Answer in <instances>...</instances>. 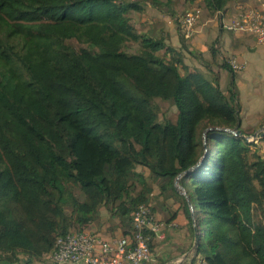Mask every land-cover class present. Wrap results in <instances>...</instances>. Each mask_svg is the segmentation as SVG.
<instances>
[{"label": "trees", "instance_id": "trees-1", "mask_svg": "<svg viewBox=\"0 0 264 264\" xmlns=\"http://www.w3.org/2000/svg\"><path fill=\"white\" fill-rule=\"evenodd\" d=\"M142 1L0 0V255L49 251L100 206L125 233L145 176L173 189L182 171L204 264H264V160L230 130L241 129L234 68L222 60L224 92L162 36L136 31L125 11ZM155 96L174 119L157 118Z\"/></svg>", "mask_w": 264, "mask_h": 264}, {"label": "crops", "instance_id": "crops-1", "mask_svg": "<svg viewBox=\"0 0 264 264\" xmlns=\"http://www.w3.org/2000/svg\"><path fill=\"white\" fill-rule=\"evenodd\" d=\"M254 2L255 0H227L219 13L228 17L239 6L249 5ZM185 9L186 7H184ZM170 11H173V7L170 8ZM170 11L165 9L159 10L157 5L152 2L149 8L144 9L148 23L154 25V27H156L155 23L158 24L157 27L163 33L162 38L164 42L180 50L184 63L193 65L200 71H203L202 67L194 64V60L201 59L210 72H217V83L220 88L226 87L229 80V72L221 65V58L227 61L232 59L236 64L241 66V61L245 59L247 53L248 57L252 54V50L244 51V49H252L256 44L264 45V42L254 41L252 35L247 32L232 31L220 27L216 18V11L214 9L209 10L205 4L203 9H200V15L194 23L191 34L181 37L179 25L177 26L176 24L175 26L173 24ZM262 48L264 49V46ZM263 56L257 55L255 57ZM250 59L252 60L253 57ZM236 69L237 67L233 70L234 82H236L235 78H237ZM219 75H223V80L219 79ZM206 77L211 79V75ZM225 77H227L226 81ZM242 124L240 116V128L244 133L250 135L255 130H259L258 136L252 140L251 145L256 147L257 152L264 160V117L250 128L251 131L245 130L249 125L243 129ZM169 188L167 186L159 191L163 192L162 195H168L166 190ZM159 199L160 197L156 196L155 201ZM149 205L150 218L157 223V230L152 233L151 238V247L156 255V262L152 264H204L202 255L196 252L191 245L192 238L187 230L181 200L179 198L171 200L170 206L168 205L170 209L169 213L163 212L156 205L151 203ZM82 229L105 238H111L122 233V227L117 224V218L108 213L102 206L98 208L93 218L82 226ZM14 254V258H12V255L8 251L1 252L0 264H88L82 260L56 263L50 260L48 251L37 255H29L22 251H16Z\"/></svg>", "mask_w": 264, "mask_h": 264}, {"label": "built area", "instance_id": "built-area-1", "mask_svg": "<svg viewBox=\"0 0 264 264\" xmlns=\"http://www.w3.org/2000/svg\"><path fill=\"white\" fill-rule=\"evenodd\" d=\"M216 11L218 25L224 29L247 32L254 41L264 42V0H255L249 5L239 6L232 15L226 17ZM200 7L194 6L177 14L176 21L184 36H189ZM233 68L240 66L232 59ZM259 133V131H258ZM258 133L246 136V140L255 139ZM248 135V134H247ZM150 205L140 202L130 214L128 231L111 238L101 237L85 229L70 228L57 234L48 251L50 260L56 263L82 260L88 264H152L156 255L151 247L152 233L157 223L150 218Z\"/></svg>", "mask_w": 264, "mask_h": 264}, {"label": "rangeland", "instance_id": "rangeland-1", "mask_svg": "<svg viewBox=\"0 0 264 264\" xmlns=\"http://www.w3.org/2000/svg\"><path fill=\"white\" fill-rule=\"evenodd\" d=\"M151 2L157 5V8L159 10L165 9L170 11V8L173 7V11H170L169 13L172 15L171 20L173 21V24H175V26L176 24L178 26V22L175 21L176 15L180 12H183L184 7H186L187 9L198 6L200 7V9H203L205 4L203 0H144L142 2H138V8H127L125 12L130 17L132 25L136 31H144L152 36L160 35L162 37L163 33L157 27L158 24L155 23L156 27H154V25H150L144 13V9L149 8ZM122 46L124 50L130 52L137 49L138 42L131 39H125ZM263 46L264 45L262 44H256L252 47V49H244V51L252 50V54L250 57H248L247 53L245 59L242 58L244 60L241 61V66L237 67L236 69L237 78H235L236 82H234L235 101H233V103L238 107V113L242 118V128L245 129L249 125V127L245 129L248 131H251L250 128L253 127L257 123V121H261L264 117V56L255 57L257 55H264V49L262 48ZM158 52H160V49L158 50ZM251 57H253V59L249 60V58ZM222 60H224V58L220 59L221 62ZM194 64L202 67L204 72L202 70L201 71L206 76L211 75L210 78H212V75H215L217 82V72H210L205 66L203 60H194ZM219 77L220 80H223V75H219ZM226 80L227 77H225V81ZM221 89L225 92L226 87ZM151 100L156 106V115L158 119H174L175 107L169 99H162L155 96ZM247 136H249V134ZM145 181L149 186V190L146 192V202L156 205L157 207L162 209L163 212L169 213L170 209L168 207L170 206L169 204L171 203V200H176L178 198L180 200L179 194L182 193L181 188L173 186V190L170 187L166 190L168 192V195H162L163 192L159 191L161 180L158 177H151L146 175ZM134 187L136 189L137 187H139V185H135ZM156 196L160 197V199L162 200L159 199L158 201H155Z\"/></svg>", "mask_w": 264, "mask_h": 264}, {"label": "water", "instance_id": "water-1", "mask_svg": "<svg viewBox=\"0 0 264 264\" xmlns=\"http://www.w3.org/2000/svg\"><path fill=\"white\" fill-rule=\"evenodd\" d=\"M227 129H230V128H227ZM232 132H234V133H237V134H239L240 136H242V137H244V138H246V136H247V134L246 133H244L241 129H239V128H236V129H230ZM258 131L259 130H255L254 132H252V134L251 135H254V134H256V133H258ZM202 138H204V136H203V134H202ZM202 143H203V145H204V141L202 140ZM201 157H202V154L200 155V157L192 164V165H190L189 167H187L185 170H187V169H189V168H191L192 166H195L197 163H199V161H200V159H201ZM185 170H183V171H185ZM182 171H180V172H178L175 176H174V178H173V186L174 187H179V188H181V190H182V194L184 195V197L186 198V201H187V203H189V200H188V198H187V196H186V194H185V192H184V189H183V187L178 183V181H177V177H178V175L181 173ZM196 242H197V238H196V231L194 230L193 231V236H192V241H191V245H192V247L195 249L196 248ZM196 250V249H195Z\"/></svg>", "mask_w": 264, "mask_h": 264}]
</instances>
